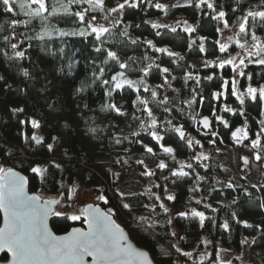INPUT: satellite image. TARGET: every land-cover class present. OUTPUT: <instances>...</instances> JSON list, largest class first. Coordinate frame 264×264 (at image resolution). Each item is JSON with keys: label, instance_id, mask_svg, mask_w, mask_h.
<instances>
[{"label": "trees", "instance_id": "trees-1", "mask_svg": "<svg viewBox=\"0 0 264 264\" xmlns=\"http://www.w3.org/2000/svg\"><path fill=\"white\" fill-rule=\"evenodd\" d=\"M158 1L153 0L154 3ZM54 2L56 0H49L47 4L49 11ZM106 2L111 3L108 4L111 7L116 4V0H106ZM18 3L13 6V12H5L4 6L0 3V24L11 20H30L27 27L19 24L11 29L5 24L6 30L0 33V76L4 77L0 80V166L18 169L28 178L29 191L41 192L50 196L61 195L63 191L60 187L61 183L69 188L79 176L82 184L89 186L96 193L106 195L108 203L100 201L101 207L107 212L109 209L112 210V215L119 219L120 225L127 230L130 237L148 250L155 264H172L173 260L178 261V264H193L192 260L176 253L172 244H178L184 251L193 252V259L197 260L199 253L208 251L211 258L207 259L205 264H211L219 247L238 254L248 241L251 249H264V209L259 207L261 201H264V187L249 184L237 177L238 183L231 188L227 185L215 188L213 174L204 167L201 161L195 159L198 144L194 143V146L189 148L175 133L165 134L162 129H158L165 136L162 142L173 145L177 153L191 163L193 168L186 169L190 175L181 179L171 177L169 169L161 171L157 168L152 179V193L162 194L164 186L170 185L175 199L173 201L166 199L169 207L167 215L156 206V214L147 219L155 223L154 228H149L148 223H138L139 218L145 216L138 209L132 208L129 212L122 207L121 195L113 187L110 189L107 183L108 176L104 170L108 167L102 171L96 162L100 158H110L112 173L119 180L128 168L126 160L130 154L144 152V144L153 147V150L159 149L158 144L144 132H141L140 136L122 133L123 116L117 115L115 111L107 107L109 104L116 105L118 98H126L128 106H131L130 99L135 94L134 89L128 86L115 89L111 83L108 85L102 83L103 79L111 81L112 76L125 70L119 69L112 62H109L108 66L102 64L103 56L94 50L96 46H100L95 41L94 35L81 37L70 34L83 27L75 16L65 15L61 9L58 15L45 13L47 19L44 21L40 18L30 19L21 12ZM61 3H67V0H60L56 3L57 8H60ZM215 3L218 6L217 11L223 10L226 13L224 19L228 22L233 21L248 9L264 10L262 0H240L239 4L236 0H215ZM83 9L84 4L72 5L70 11L74 13ZM213 15L215 13L211 9H207L206 6L197 9L194 3L191 7L173 8L169 6L167 14L147 4L136 9H126L120 25L112 27V40L115 42L104 44L102 47L117 51L123 60H127V57L138 58V62L131 64V69L145 66L147 62L140 61V58L145 53L154 57L157 53L152 48H149L146 43L128 46L119 43L124 39L118 35L119 32L125 25H130L128 32L132 38L141 42L151 40L156 47L167 48L183 57L182 60L178 57L174 58L175 63H173L172 57L164 53L157 55L165 67L170 69L171 75L176 77L171 84L172 88L178 90L173 92L172 89L166 87L157 89L161 92V96H157V99L167 95L172 101V110L168 113L155 104L153 105L158 126L163 125L166 118H171L173 124L182 125L186 136L189 135L194 141L198 140L207 146L223 143L233 146L235 141L231 135L232 128L245 125L247 121L248 139L246 141H249L256 137L261 127H264L261 124V121H264V116L261 115L263 106H258L248 97L245 98V104L241 106L236 97L230 94L232 79L235 78L230 65H225L223 69L219 68L216 62L207 67L205 65L192 66L190 58L221 56L217 43L220 40L221 29L218 20L212 18ZM85 18L89 19L87 14ZM176 18L181 20L172 26L161 23L176 27L174 33L169 28L162 27L156 30L151 27V23L158 19L173 20ZM185 21L196 29L191 37L183 31ZM262 23L264 22L257 18L253 24L249 18L247 28L261 41H264ZM60 31L69 33V35L61 36ZM157 31L161 35L157 36ZM42 34L43 39H39L38 37ZM4 36L10 37L8 43L3 40ZM201 38H203L204 52L199 50ZM190 39L195 41L191 47H189ZM11 43L18 44L17 51H25L23 60L6 59L5 54L13 55ZM69 66H71V72H69ZM99 66H104L107 70L103 77L95 79L93 72L98 73ZM131 69L125 71L126 76L131 79L142 77L141 72ZM24 70L29 71L30 78L22 75ZM243 71L251 75L253 79L239 77L236 82L241 90L249 85L252 87L264 85V66L246 62ZM189 73L200 78L199 86L196 85L195 80L185 82L184 76ZM207 76H212L213 79H205ZM223 81H228L227 86H222ZM161 82L162 78L158 69L154 68L147 77L146 83L155 87ZM82 84L83 89L78 91ZM193 88L197 91L196 103L191 108L180 103L179 107L183 109V113L177 111L175 105L179 101L192 99ZM109 89H112L111 95H109ZM217 92H222L223 95L218 99H213V94ZM140 93L149 100V92L143 93L140 90ZM225 106L236 110L243 107L245 115L240 116L238 111L235 115L231 112H224L222 108ZM15 108H23L24 112L13 114L12 110ZM213 111L229 122L228 128L215 120L212 115ZM197 113H199L198 116H209L211 121L209 129H203L198 122H193L190 118V116H196ZM21 120L24 121L23 124L20 123ZM31 120L40 122L38 132L43 133L41 137L44 141L41 145H36L30 139L35 132L31 126ZM89 127H96L102 131L93 135L88 132ZM212 132L216 133L215 137L212 136ZM25 136L29 137L27 142ZM113 136L128 137V139L116 145L112 142ZM53 137H58L57 152L54 149L49 152L47 149V144H53ZM213 140L215 143L211 142ZM129 141L137 142L130 143ZM52 161L60 164L61 169L51 167ZM35 165L49 166V177L46 184H41L39 178L32 179L35 174L30 171V166ZM137 167L139 170L143 169L140 165ZM197 174L203 179L197 181ZM113 183L116 184L117 181ZM155 184L160 187H154ZM194 185L199 187V191L189 190ZM196 200H201V203L197 204ZM205 204L211 205V208H215L216 211L205 208ZM192 208L204 212L209 217L203 228L200 227L198 218L184 219L176 215ZM233 213L236 214L235 219L232 218ZM66 216L65 214L61 217H50V226L55 232L63 233L74 225L82 224V219L72 221L66 219ZM169 218H172L171 225L166 222ZM225 221L229 222L227 232L220 227ZM237 221H247L252 227H244L243 223ZM172 231L176 232L175 237L170 235ZM181 236L185 239L181 240ZM203 238L210 241L207 247L202 243ZM160 247L167 249L171 256L161 255ZM1 259H5L4 254Z\"/></svg>", "mask_w": 264, "mask_h": 264}, {"label": "snow or ice", "instance_id": "snow-or-ice-1", "mask_svg": "<svg viewBox=\"0 0 264 264\" xmlns=\"http://www.w3.org/2000/svg\"><path fill=\"white\" fill-rule=\"evenodd\" d=\"M16 0H0V3L4 6L5 12H13V3ZM60 0H56L51 6V10L49 11V7L46 4V0H19L18 7L21 12L31 18H40L41 21L47 19L45 13H49V15H58L62 9L65 15H73L75 16L79 23L83 25V27L79 28L78 31H73L70 33L71 35H79L81 37H88L90 35H94L95 41L99 43L100 46L95 47V52L100 53L103 56L102 64L105 66L109 65V62L117 65L119 69L129 70L131 69V64L138 62V58L136 57H127V60H123L120 55H118L117 51L110 50L108 48H103L102 46L107 43H114L112 40V28L105 26V24L97 23V16L92 15L90 19L86 20V14L89 12L92 13H101L102 19L109 21L111 20L112 14H117L114 20H111L112 27H118L122 22L123 14L126 9H136L141 7L144 4L148 6L154 7L157 10L164 11L167 14L168 7L159 2H153V0H116V4L114 7L109 8L106 4V0H67V3H61L60 8H57L56 3H59ZM194 6L197 9H200L202 6H206L207 9H211L215 15H213V19L224 22V27L228 28V21L225 20L226 13L223 10L217 11V5L215 0H184V3H177L172 5L171 7H191ZM236 3L239 4L240 0H236ZM264 3V0H262ZM86 4L87 8L82 11H76L72 13L70 11L72 5H80ZM35 6V7H33ZM222 8V6H219ZM249 18L255 24L257 18L259 21L264 22V11H252L249 10L247 14L242 17V23L239 25V33L247 35L248 34V24ZM29 21H18L11 20L6 21L5 24L8 25L9 28L14 29L19 24H23L25 27L28 26ZM179 23V22H178ZM184 27L183 31L188 33L191 37V34L196 31V29L188 25L187 22H183ZM5 24H0V33L4 32ZM264 27V23L261 24ZM130 25H125L123 30L119 32V36L124 39L120 40L119 43L128 45H139L141 43H146L149 48H152L155 52L164 53L169 57L183 59V57L178 56L177 53L170 51L167 48L156 47L151 40H147L144 42L139 41L136 38H132L129 35L128 28ZM137 27H139L137 25ZM151 27L153 29L159 30L163 28H169L171 32H176V27H169L168 25H162L160 23L152 22ZM219 30V29H218ZM59 34L61 36L69 35V33L60 31ZM156 35L159 36L161 33L159 31L156 32ZM108 37L105 39V37ZM14 38V36L12 37ZM39 39H43V34L38 37ZM31 39V38H29ZM251 39L253 41L251 48L246 49V55L249 63H256L258 65L264 66V41H261L257 38L255 33H252ZM3 40L5 43L10 41L9 36H4ZM195 43L194 40L189 41V47ZM219 48L221 52L227 50L228 45L224 43H220ZM236 44L241 49H245V44L240 43L239 40H236ZM11 49L13 50V55L8 56L5 54L6 59L8 60H23L25 58V51H17L18 44L11 43ZM200 52H204L205 48L203 45V38H201V43L199 44ZM255 58V60H253ZM140 61H146V65L140 67L138 69H131L133 71H139L143 75L139 80H132L126 78L125 71H120L117 75L111 77V81L108 79H103L102 83L105 85L112 84L115 89H119L127 85L128 87L134 89L137 93L140 92L141 88H143L144 92H149L151 100H146L141 98L139 95L137 96V100L134 102L135 104L142 105V109H137L138 111H143L147 114V121L141 120L140 123V131L133 132V136H140L141 132L149 135L152 140H154L157 144H160L162 140H164L165 136L161 134V131L158 129H162L165 134L172 132L175 133L181 141H184L189 148H192L195 144H199L198 140H195L189 136H186V132L184 127L176 126L173 124V120L171 118H166L163 125L158 126V122L156 116L153 114V111L148 107L149 103L155 104L158 108L162 109L164 112L168 113L172 110V101L169 100L167 95L162 96L160 99H157V89L159 88H169L172 89L173 92H177V89L172 88L171 81L175 80L176 77L171 75L170 69L167 67H161L159 64H156L154 60L147 53L140 58ZM173 63H175V59H173ZM211 64L210 61H205V66H209ZM245 64V60L242 58L239 60V63L235 62V58L220 60L218 62V67L223 69L225 65H232L233 73H236L240 77H246L248 80H252L253 77L251 75H247L243 69L242 65ZM158 69V73L160 76L164 77L163 83L158 84L155 87H151L146 83L147 77L150 75L153 69ZM106 67L99 66L98 73L97 71L93 72V77L95 79H100L104 76L106 72ZM69 72H71V66H69ZM22 75L25 78H30V73L27 70L22 72ZM171 77V79H169ZM4 77L0 76V80H3ZM205 79L212 80V76H207ZM185 82L188 80H195L196 85L199 86L200 78L198 76H193L191 73L184 76ZM228 81H223L222 86H227ZM83 84L78 91L83 89ZM112 89H109V95H111ZM232 96L236 97V100L239 101L240 105L243 106L245 104V98H250L253 102H256L258 106H264V85L257 87H252L249 85L246 91H239L237 88V82L235 78L232 79L231 84V93ZM197 91L196 88L192 89V99L181 100L177 105H175L176 110L183 113V109L179 107V104L182 103L186 105L188 108H191L196 103ZM222 92H217L213 94V99H218ZM203 100L201 99V103ZM109 109L115 111L117 115L123 116L125 113L118 108L115 104H109L107 106ZM13 114L24 112L23 108H15L12 110ZM224 112H231L233 115L239 112L240 116H244L243 107L236 110L231 107L225 106L223 108ZM190 116L193 122H198L202 125L204 129H209L211 121L208 117H203L199 121H197V116ZM213 117L217 122L222 124L225 128L229 127V122L225 120L222 116L218 115L215 111L212 113ZM261 115H264V110L261 111ZM133 119H141L133 114ZM21 124L24 123L23 120L20 121ZM145 123H147V127H145ZM261 124L264 125V121H261ZM31 126L33 129L40 128V122L37 120H31ZM247 121H245V125L243 127H237L234 131H232L231 135L234 141L237 143H241L243 140L248 139V131ZM98 131H102V129H97L96 127H89L88 132L95 135ZM264 133V127H261L260 131L256 134V138L251 141V145L253 148H259L261 146L260 135ZM212 136L215 137L216 133L212 132ZM29 137L25 136V141L27 142ZM31 141H34L36 145L43 144V138L35 133H33L30 137ZM55 141V137L52 138ZM128 137H119L113 136L112 142L116 145L121 144L124 140H127ZM130 143H136L137 141H129ZM215 143V141H211ZM162 151L165 154H168L172 157L173 160H176L174 155V150L172 147L161 145ZM47 149L49 152L53 150V144H47ZM144 151L149 154L155 155L153 151V147L148 146L147 144L143 145ZM197 160L208 159L206 155L203 153L197 155L195 157ZM257 159H260V156H257ZM119 162V161H117ZM179 165L178 168L172 169L170 172L171 177H175L177 179L185 178L190 175L188 171L185 169H192L193 165L191 163H185L183 161H176ZM138 163L143 164L144 161L140 160ZM247 163V161H245ZM51 167L60 170L61 165L56 163L55 161L51 162ZM157 167L163 171L167 165L160 161ZM49 166L44 165H35L30 166V171L35 174L32 177L33 180L39 178L41 184H46L49 177L48 172ZM156 173L145 168V171L141 173V175L145 176H154ZM168 179V177H165ZM203 177L196 175V180L200 181ZM175 183V181H173ZM29 180L17 172L13 171L11 168L0 167V212L3 213V227H0V251H7L10 256V261L5 260L4 264H154L152 258H150L149 253L144 250H139L129 242L128 237L124 234L123 229L120 228L118 224L112 219V210L109 209L108 212H103L99 207H94L89 204L87 207L80 209V214H72L66 216V219L72 221H78L81 219V216L84 218V222L87 224V230L85 231L82 228H73L72 231L66 236H57L55 235L48 226V220L50 216L61 217L65 216V214L58 209H55V205H59L61 203V198L67 193L68 200L72 199L73 194L76 191L75 186L68 188L66 185L61 183L60 187L63 190L61 192V198H44L40 195H28L26 192V186L28 185ZM154 187L159 188L160 185L155 184ZM228 187H232L231 184ZM191 192L199 191V187L194 185L191 189ZM151 189H147L146 193H150ZM165 199L168 201H173L175 199L174 195L168 193L167 188H164ZM121 202L122 207L124 209L132 211L131 205L127 202H123L124 194L121 193ZM130 195H135L130 194ZM152 195H155L154 193ZM97 200L103 201L105 204L108 203V199L104 193H100L96 197ZM156 201H160L161 197L159 195H155ZM235 202V201H234ZM196 203H201V200H196ZM146 208L148 205H144ZM158 206L165 215L168 214L169 209L165 206L163 202H160L158 205L152 206V212H155V207ZM205 208H211V205L205 204ZM261 209H264V201H261L259 204ZM213 212L216 211L215 208H211ZM178 215L181 218L188 219L198 218L200 227L203 228L205 221L209 219L205 215L204 212L198 211L195 208L190 209L189 211L179 212ZM232 218H236V214H232ZM133 219H137L133 217ZM148 223L149 228H154L155 223L149 222L146 217H140L138 223ZM167 224H172V218H169ZM238 223H243L244 227H252V225L248 224L247 221H237ZM220 227L225 231H229V222H223ZM172 237L176 236V232L172 231L170 233ZM181 240L185 238L183 236L180 237ZM202 243L207 247L210 243L208 240H203ZM172 247L175 249L176 253L181 256L187 257L189 260H192L193 264H205L207 259H210L211 256L208 253L201 254L197 259H193V252L184 251L178 244H172ZM160 253L163 256H171V253L160 247ZM91 258L90 261L88 258ZM215 262H219V264H223L220 261L219 253L217 252L215 257ZM214 262V264H215ZM172 264H178V261L173 260ZM230 264V262H229Z\"/></svg>", "mask_w": 264, "mask_h": 264}, {"label": "rangeland", "instance_id": "rangeland-1", "mask_svg": "<svg viewBox=\"0 0 264 264\" xmlns=\"http://www.w3.org/2000/svg\"><path fill=\"white\" fill-rule=\"evenodd\" d=\"M19 2V0H16L15 3H13L12 6H16V4ZM49 0H46V4H48ZM122 2V1H121ZM159 3H162L166 5L167 7L172 6L177 3H184V0H159ZM195 2V0H194ZM107 4V2H106ZM111 4V3H108ZM107 6L111 8L110 5ZM35 7V6H33ZM88 5L84 4V9L87 8ZM249 10L252 11H264V10H254V9H248L244 11L242 14L238 15L236 18L233 19V21L228 22L229 27H224L223 21H218L221 29V35L220 40H218L220 43H224L228 45V48L226 51L221 52L218 44V48L220 51V55L218 57L214 56H201V57H195L190 58V62L193 67H199L205 65V61H210L211 63L218 62L220 60H226L235 58V62L239 63L240 59H244L245 63L249 62L247 55H246V49H250L251 45L253 43L251 39V35L253 32L248 31L247 35L240 34L239 33V25L242 23V17H244ZM17 11V10H16ZM88 18L90 19L92 15L97 16V23L105 24V26L112 28L111 20H114L117 16V14H112L111 20L106 21L102 19L101 13H87ZM181 19L176 18L173 20H165V19H158L155 22L156 23H164L168 24L169 26H172L176 24ZM106 38H108L106 36ZM259 39V37L257 36ZM236 40H239L240 43L245 44V49H241L237 46ZM260 40V39H259ZM154 57H151L152 60L155 61L156 64H159L161 67H165V64L163 61L159 60L157 57L159 56V53ZM158 55V56H157ZM173 58V57H172ZM174 59V58H173ZM255 60V58H253ZM243 66L241 68L243 69ZM231 71H232V65H230ZM118 74V73H117ZM115 74V75H117ZM233 76L236 78V81L240 77L236 73H233ZM114 75V76H115ZM126 78H129L126 76ZM162 82L164 77H162ZM138 79H132V80H139ZM171 79V77H169ZM127 86V85H125ZM260 87V86H259ZM257 87V88H259ZM239 91H246V89L241 90L237 86ZM141 91H143V88H141ZM140 96L143 99L148 100L145 96H143L140 92L137 93L135 91V94L131 97V106H128V101L126 98H118L116 102V106L120 108L125 115H123V124L121 126V132L122 133H133L140 131V123L141 120L147 121V114L144 113L142 110L138 111L137 109H142V105L135 104L134 102L137 100V96ZM157 96H161V92L157 91ZM149 100H151V97H149ZM153 103H149L148 107L153 111ZM224 108V107H223ZM222 108V109H223ZM262 110H264V106L262 107ZM135 113L136 116L140 117L141 119H133V114ZM154 114V112H153ZM203 115L197 116V120L199 121ZM264 116V115H262ZM209 117V116H208ZM210 120V118H209ZM200 125V124H199ZM244 125H238L237 127H243ZM145 127H147V123H145ZM201 127V126H200ZM237 127L232 128V131H234ZM210 128V127H209ZM206 130V129H205ZM35 134L41 136L43 133H39L38 129H35ZM189 136V135H187ZM256 138V137H255ZM254 138V139H255ZM253 139V140H254ZM261 139V146L259 148H253L251 145V141L243 140L241 143H237L235 141V144L233 146H227L226 144L221 145H204L199 143L198 149H197V155L203 153L208 157V159L204 160L201 159L199 161L202 162L205 168H207L212 174H213V186L215 188H220L224 186H228L231 184L232 186L237 184V177H240L244 179L245 182L253 185H262L264 187V133H261L260 135ZM161 145L172 147L174 150V155L176 157V160H173L172 157L168 154H165L162 151ZM158 150H153L155 155L149 154L146 151L136 154H130L128 156V159L126 162H128V168L125 171V174L118 180V178L115 177V175L112 173L111 167H112V160L110 158H104V159H97V165L102 168V171L105 167H108L104 172L107 174V183L109 185V188L113 187L119 194L123 193V201L127 202L131 205V208L138 209L143 216H145L147 219L150 218L153 214H156L157 210L155 207V212H152L151 208L154 205H158L160 202H163L167 208V200L165 199V193L162 194H155L159 195L161 197L160 201H156L155 195H152V191L150 193H146L147 189H151V186L153 184V176H145L141 175L142 172L145 171V168H147L150 171L155 172V170L158 168L157 165L160 161H163L167 167L165 169H169L171 172L172 169H176L179 167L178 163L176 161H183L185 163H189L186 161L183 157H181L173 145L169 143H163L162 141L160 144H158ZM53 149L58 151L59 149V141L58 137L53 142ZM56 151V152H57ZM260 156V159H257V156ZM143 160L144 163L140 164L138 161ZM247 161V163H245ZM138 165L142 166L143 169L139 170ZM4 167V166H0ZM8 168V167H4ZM186 170V169H185ZM187 171V170H186ZM113 181H117L116 184L113 183ZM75 186L76 191L72 196L71 200H68L67 193L63 195L61 198V195L54 196L61 198V203L59 205H56L55 209H58L59 211L63 212L64 214L72 215L80 214V209H82V206L86 204L87 202L94 201V198L97 197L98 194L94 192L89 186L82 184L81 178L78 176L76 180L73 181L72 185L69 187ZM167 188L168 193L172 194V188L170 185H165L164 188ZM41 196H50L45 195L44 193L37 192ZM111 193V191H110ZM135 195H130V194ZM264 196V195H263ZM94 202L100 204L99 200H95ZM144 205H148L149 207H145ZM113 216V215H112ZM115 221L119 223V219L115 218ZM82 219V216H81ZM83 220V219H82ZM81 220V221H82ZM120 224V223H119ZM203 240H206V238H203ZM219 253L220 261L223 262V264H264V249H251L248 246V241H246V245L240 251L238 254L232 253L230 251H227L226 249L219 247L216 251ZM208 253V251L199 253L197 257H199L201 254ZM216 257V255H215ZM215 257L211 264H214ZM215 264H219V262H215Z\"/></svg>", "mask_w": 264, "mask_h": 264}, {"label": "water", "instance_id": "water-1", "mask_svg": "<svg viewBox=\"0 0 264 264\" xmlns=\"http://www.w3.org/2000/svg\"><path fill=\"white\" fill-rule=\"evenodd\" d=\"M203 117H208V116H207V115H203V116L201 117V119H202ZM208 118H209V117H208ZM200 125H201V124H200ZM201 127H202V125H201ZM8 168H11L13 171L17 172L19 175H21V176H23V177L26 178L25 174L22 173L21 171H19L18 169L14 168V167H8ZM6 169H7V168H6ZM26 192L28 193V195H39V194L36 193V192H31V191H29V190H28V185L26 186ZM40 196H41V195H40ZM42 197H44V196H42ZM44 198H56V197H53V196H46V197H44ZM89 204L93 205L94 207H99V208L101 209V211H103V212H107V211H105V210L101 207L100 204H98V203H96V202H94V201H92V202H87L86 204H84V205L82 206V209L85 208V207H87ZM55 207H56V205L54 206V208H55ZM50 217H51V216H50ZM50 217H49V220H48V226H49V229H50L55 235H57V236H66V235H68V234L72 231L73 228H82V229H84L85 231L87 230V224L84 222V218H83V216H82V219H83V220H82V224H81V225H74V226L70 227L66 232H63V233H57V232H55V231L51 228V226H50ZM112 219L115 221V219L113 218V216H112ZM115 223L118 224V225L120 226L121 229H123L124 234L128 237L129 242L133 245V247H135V248H137V249H139V250H144V251H147V252H148V250H147L146 248H144V247L138 245V244H137V243H136V242L130 237L129 233L127 232V230H126L122 225H120V224L117 223L116 221H115ZM0 227H3V213H2V212H0ZM148 253H149V252H148ZM2 254L5 255V259H1ZM149 256H150V258H152L151 255H150V253H149ZM6 259L10 261V256L8 255L7 251H6V250H5V251H0V264H4V261H5ZM90 259H91V258L89 257L88 260L90 261ZM154 264H155V262H154Z\"/></svg>", "mask_w": 264, "mask_h": 264}]
</instances>
